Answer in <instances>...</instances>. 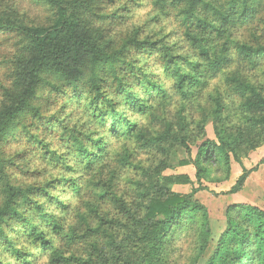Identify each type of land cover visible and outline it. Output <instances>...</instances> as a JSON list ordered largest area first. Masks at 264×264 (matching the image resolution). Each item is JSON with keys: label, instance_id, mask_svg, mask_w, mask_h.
Segmentation results:
<instances>
[{"label": "trees", "instance_id": "1", "mask_svg": "<svg viewBox=\"0 0 264 264\" xmlns=\"http://www.w3.org/2000/svg\"><path fill=\"white\" fill-rule=\"evenodd\" d=\"M144 2L147 20L121 29ZM263 145L264 0H0V264H171L181 223L197 263L204 187L173 192L192 181L163 176L168 158L180 148L197 182H219ZM205 264H264V210L229 206Z\"/></svg>", "mask_w": 264, "mask_h": 264}, {"label": "rangeland", "instance_id": "2", "mask_svg": "<svg viewBox=\"0 0 264 264\" xmlns=\"http://www.w3.org/2000/svg\"><path fill=\"white\" fill-rule=\"evenodd\" d=\"M151 12V7H149V5L144 2L143 6L133 9L131 15L128 14L124 24L120 25L119 27L124 29L130 26L131 23L145 22L147 20L148 14ZM30 13L35 15L36 12L31 10ZM130 17H132L131 20H129ZM162 26L165 27L166 32L176 29V25L171 19H163L160 21L158 27ZM242 31V28H239L236 30V33L241 34ZM243 35L246 36L245 34ZM173 40L177 41L178 37H175ZM58 106V104H54L52 109H57ZM205 135L208 140L214 139L211 124H208L205 127ZM115 145L116 142L113 143V146ZM10 150L20 151L22 148L13 144ZM191 150L192 156H194L196 154V147H192ZM263 156L264 145L254 151L249 152L246 157H242L239 163L232 161L231 176L229 180L219 182H207L203 180L201 182H197L196 177L194 176L195 170L192 166L182 167L179 165V161H182L186 158L184 151L180 148H175L173 153L168 158V167L164 169L162 173L163 176L182 174L187 175L192 181L191 184L172 186L171 189L173 192L189 194L198 186L204 187L195 193L194 198L206 209L209 219V232L211 234V240L210 244L207 246L206 253L198 260L197 263L193 264H205L208 258L211 256L219 235L226 228V211L229 206L233 204H248L264 210V166L260 164ZM27 157L33 160L31 162V166L33 168H38L41 171L43 166H41V163L38 161V159L34 158L32 153ZM138 159L143 163L144 166H147L150 163L149 161L154 159L157 160L158 157L140 154ZM243 169L250 170L249 176L244 186L238 193L230 194L229 191L235 185V182L242 174ZM254 169H256L255 172L253 171ZM123 176L124 173H120L117 190L131 195L130 191L128 190V186L125 184V182L120 180V178ZM130 176L132 178L136 177V175L133 173L125 174V178ZM216 176L221 177L223 176V173L219 172V174ZM36 177L39 179L42 178L40 175H37ZM76 202L77 200L75 198L72 199L73 204ZM194 230L195 226H189V224L181 223L169 232L168 240L165 245L167 257L171 264H191L193 262L194 256L198 253V238ZM38 260V262L43 263L46 258L41 256Z\"/></svg>", "mask_w": 264, "mask_h": 264}]
</instances>
